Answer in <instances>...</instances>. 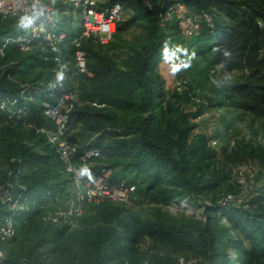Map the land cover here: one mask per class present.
Returning <instances> with one entry per match:
<instances>
[{
	"label": "trees",
	"instance_id": "1",
	"mask_svg": "<svg viewBox=\"0 0 264 264\" xmlns=\"http://www.w3.org/2000/svg\"><path fill=\"white\" fill-rule=\"evenodd\" d=\"M115 2L129 17L118 23L113 39L107 45L93 39L81 43L91 76L76 73L74 66L68 71L79 91L70 127L84 147L101 151L102 158L89 168L92 178L102 162L113 169L114 181L135 183L140 196L156 207L142 217L134 207L91 204L72 231L42 221L45 209L58 198L65 200L70 184L40 131L52 127L43 103L68 92L71 82L67 78L63 88L47 87L55 78V63L43 45L29 51L16 43L3 47L6 37L22 31L17 30L19 15L0 16V192L8 183L19 192L18 183L30 207L13 215L17 235L7 243L0 239L6 261L18 264L27 257L32 264H182L183 258L193 264H264V189L241 203L230 200V174L218 162L223 157L230 163L248 158L264 163V145L241 140L230 151L217 150L211 139L193 134L203 108L187 114L181 107L190 101L189 91L204 89L211 94L205 108H230L264 120V0H155L153 9L138 0L106 3ZM174 3L185 4L191 13L211 14L212 24L201 20L196 36L178 41V22L166 29L159 24V14ZM134 27L143 29V37L132 44L122 34ZM63 29L75 35L72 28ZM169 39L196 52L199 67L191 71L184 94H168L158 71ZM105 47L126 50L116 59ZM217 47L233 51L226 70L242 72L220 90L210 85V74L223 59L213 51ZM73 51L69 45L68 52ZM180 202H198L203 219H173L160 207ZM6 216L11 212L0 206V220ZM18 240L19 251L29 249L16 260L7 245Z\"/></svg>",
	"mask_w": 264,
	"mask_h": 264
},
{
	"label": "built area",
	"instance_id": "2",
	"mask_svg": "<svg viewBox=\"0 0 264 264\" xmlns=\"http://www.w3.org/2000/svg\"><path fill=\"white\" fill-rule=\"evenodd\" d=\"M144 7L153 9L155 0H138ZM47 5L45 15L39 17L34 26L22 31L18 36L5 38V47L9 43H16L22 50L29 51L43 45L45 52L53 55L54 70L61 64L67 65L66 76L71 82V89L54 101L43 103L44 115L52 122L51 128H42L49 145L55 150L64 166L65 176L70 184L66 190L65 200L58 198L51 208L42 213V221L72 231L79 227L86 208L91 204L112 203L127 208H133L141 199L137 192V185L125 179L113 180V169L100 162V173L89 179L80 176L82 166L92 167L96 159L102 154L98 148H86L75 139L70 127V116L78 104L79 91L77 83L72 80L68 71L74 66L76 73L91 76L88 71V58L81 43L93 39L100 45H107L116 32L117 25L126 17V11L119 2L107 4V0H42ZM32 0H0V16L12 19L28 10ZM65 19L63 22L62 19ZM201 20L212 24L211 14L191 13L183 3H174L159 14V24L166 29L171 23L178 22L183 37H192ZM66 25L74 31V36ZM74 48L68 52V46ZM2 51V49H0ZM167 74L168 79L177 84L178 90L182 84L177 75L171 74L170 66L162 61L159 65ZM14 104V102H13ZM4 109V106H1ZM214 145L216 141L212 142ZM254 177V174L251 175ZM20 190L15 191V185L8 183L1 189L0 206L8 207L12 216L0 220V239L3 242L13 239L17 235V226L13 215L29 210V203L25 200L21 190L24 187L16 183ZM243 199H238L239 203ZM182 263V259H181ZM0 264H10L6 261L3 251L0 250ZM18 264H32L27 257L19 259Z\"/></svg>",
	"mask_w": 264,
	"mask_h": 264
},
{
	"label": "rangeland",
	"instance_id": "3",
	"mask_svg": "<svg viewBox=\"0 0 264 264\" xmlns=\"http://www.w3.org/2000/svg\"><path fill=\"white\" fill-rule=\"evenodd\" d=\"M128 17V12H126V17L124 20ZM195 33H197V31ZM195 33L191 38L196 36ZM142 37L143 29L141 27H134L122 34L123 40H126L132 44L138 42ZM178 37V41L181 39H191L190 37H183L180 35ZM114 41L119 44L117 39ZM103 50L109 52V54L115 56L117 59L122 56L123 51L126 49L121 48L120 50L108 51V47H105ZM262 57L264 58V52L261 53V58ZM196 60L197 59H194L192 61L191 67H189L187 70H182L178 73L177 82L180 84L185 82L182 88L180 86L179 90V86H177L175 83L173 84L168 79V76L164 70L158 67L159 73H161L165 79V87L168 91V94H172L174 91H179L180 93L184 94V92L188 90L187 83L191 77V71L199 67H196L195 65ZM231 74L233 76L232 82L242 76L241 71H233ZM188 94L190 96V101L187 103H181L184 113H196L198 108H203L202 115L194 120V123L197 125V127L193 134L206 136L207 138L211 139L210 144L213 148L221 150L222 148L227 147L228 151H230L235 146V144L241 140L251 142L254 144V146L259 144L264 145L263 119L253 117V115L249 113L236 111L230 108L223 110L210 107L205 108L207 104L206 102L211 95L208 90L196 89L194 91H189ZM213 141H216L215 145L212 143ZM218 162L220 163L219 167H222V165L225 166L226 170L230 174L231 179L229 180V184L232 186V191L227 195L230 200H233L232 198L244 199L247 198L252 192H254L256 195L260 190L264 189V163L259 159L248 158L240 163H230L222 157ZM252 174H254V177H251ZM155 207L156 206L149 204L146 199L141 197L140 201L134 206V210L137 211L142 217H147ZM160 207L173 219L183 220L184 218L191 217H195L198 220L203 219V215L201 213L202 209H200L198 202L192 203L189 206L185 202H180L179 204L163 205ZM28 244L29 243H26V245ZM19 245H21L20 240L7 245L8 252H13L14 259L16 260L18 259V257L16 258L17 254L20 255L22 253H27V250L29 249L28 246H23L24 250L21 252L18 249ZM43 249L44 247L39 248L37 253ZM16 260L14 261L16 262ZM182 264H193V262L182 258Z\"/></svg>",
	"mask_w": 264,
	"mask_h": 264
},
{
	"label": "clouds",
	"instance_id": "4",
	"mask_svg": "<svg viewBox=\"0 0 264 264\" xmlns=\"http://www.w3.org/2000/svg\"><path fill=\"white\" fill-rule=\"evenodd\" d=\"M52 4H55V0H51ZM47 5L42 0H32V3L28 10L23 11L18 16L17 30L27 31L31 29L35 21L45 15ZM219 53L223 59L213 73L210 74V85L215 89L220 90L228 87L233 80L231 72L227 71L228 63L234 59L233 51L228 47H217L213 50ZM196 58V52L189 53L188 49L181 45H173L171 40H166L162 48V61L170 66L171 74L177 75L182 70H187L191 67L192 61ZM67 65L61 64L58 70L55 72V78L48 84L49 89H56L57 87L63 88L66 76ZM80 176H88L92 179L91 171L87 166H82L79 169Z\"/></svg>",
	"mask_w": 264,
	"mask_h": 264
}]
</instances>
